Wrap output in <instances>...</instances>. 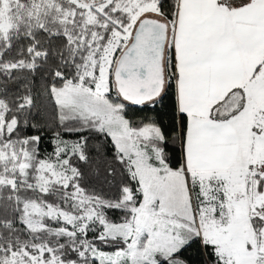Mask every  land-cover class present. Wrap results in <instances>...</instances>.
<instances>
[{
  "label": "snow or ice",
  "instance_id": "1",
  "mask_svg": "<svg viewBox=\"0 0 264 264\" xmlns=\"http://www.w3.org/2000/svg\"><path fill=\"white\" fill-rule=\"evenodd\" d=\"M0 264H264V0H0Z\"/></svg>",
  "mask_w": 264,
  "mask_h": 264
}]
</instances>
